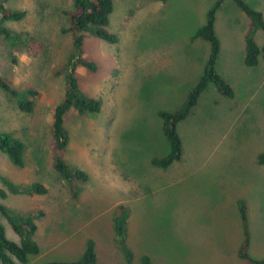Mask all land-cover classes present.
I'll return each mask as SVG.
<instances>
[{"label":"rangeland","instance_id":"374dc122","mask_svg":"<svg viewBox=\"0 0 264 264\" xmlns=\"http://www.w3.org/2000/svg\"><path fill=\"white\" fill-rule=\"evenodd\" d=\"M112 1L107 30L118 42L85 35L82 57L97 70L74 72L79 91L102 106L96 114L70 110L64 118L68 143L62 157L87 175L73 198L52 168L53 113L65 95L73 51L65 16L73 0H0L6 10L24 13L0 25L18 40L11 51L0 34V76L18 91L37 92L33 112L24 113L0 89V133L25 148L23 168L0 151V177L47 189L44 195L0 198L12 212L36 216L40 252L28 264L76 262L88 240L94 242L96 264H128L114 228L121 206L128 211L132 264L142 256L150 264H247L238 257V200L248 209V253L264 259V165L256 162L264 154V65H244L246 15L231 0L217 9L215 68L234 96L225 98L208 86L177 124L181 159L163 169L152 165L168 153L158 112L177 110L202 75L210 45L193 36L218 0ZM242 1L264 18V0ZM253 39L262 46L264 33L257 30ZM33 43L41 46L35 56L27 53ZM0 223L18 243L1 215Z\"/></svg>","mask_w":264,"mask_h":264},{"label":"trees","instance_id":"16d2710c","mask_svg":"<svg viewBox=\"0 0 264 264\" xmlns=\"http://www.w3.org/2000/svg\"><path fill=\"white\" fill-rule=\"evenodd\" d=\"M164 2L165 0H152ZM225 0H218L213 8L207 13L206 23L198 28L193 38H199L209 43L210 51L204 64L203 73L188 92L185 101L175 111H159L161 119V131L168 144V153L161 158L152 160V165L159 168H169L173 163L179 161L183 154L181 139L177 133V124L186 119L197 105L200 96L212 84L216 91L225 98H233L234 92L231 86L217 73L215 65L219 53V41L214 33L215 13ZM234 5L244 13L248 19V30L245 35V52L243 62L246 67L253 68L258 64L264 65V44L258 46L253 39L257 30L264 33L263 15L251 9L242 0H231ZM72 11L66 13L68 23L67 33L71 36L73 51L67 62V88L63 100L55 107L52 120V131L54 138L55 157L52 168L67 183L71 195L76 198L78 184L87 180V175L81 170L71 167L62 154L68 143V134L64 128V118L67 112L74 110L79 115L96 114L102 102L98 98L82 94L74 77L77 67L85 68L95 72L97 67L94 63L86 61L83 56V39L85 35L93 36L109 44H116L118 37L107 30L109 17L113 12L112 0H73ZM24 17L23 12L6 10L0 4V25L4 21H19ZM0 34L8 41L11 51L16 47L18 41L16 36L0 26ZM41 46L37 43L28 45L27 53L35 56ZM0 89L12 96L20 111L32 113L34 110L33 99L37 95L34 90L18 91L13 88L11 82L0 76ZM24 144L9 133H0V151L4 153L9 161L17 168L24 167ZM258 165H264V154H260L256 160ZM3 188H0V198L11 195H44L47 189L40 183L15 185L9 180L0 177ZM241 218L243 241L238 250V257L247 264H264V259L255 260L248 253L250 245V234L248 228L247 205L243 200L237 201ZM114 219V228L117 244L123 252L128 264H132L133 255L126 245L127 229L126 220L128 211L121 206L117 210ZM0 215L5 218L12 231L18 237L19 242L10 241L5 234L3 225L0 223V264H28L32 256L39 254L40 249L35 234L38 226L33 215L23 216L12 212L5 206L0 205ZM42 264H96L94 242L88 240L85 251L76 262L53 261ZM140 264H150L148 256H142Z\"/></svg>","mask_w":264,"mask_h":264},{"label":"crops","instance_id":"0c3cea01","mask_svg":"<svg viewBox=\"0 0 264 264\" xmlns=\"http://www.w3.org/2000/svg\"><path fill=\"white\" fill-rule=\"evenodd\" d=\"M53 120V119H52ZM244 201V200H243ZM245 202V201H244ZM36 235V234H35Z\"/></svg>","mask_w":264,"mask_h":264}]
</instances>
